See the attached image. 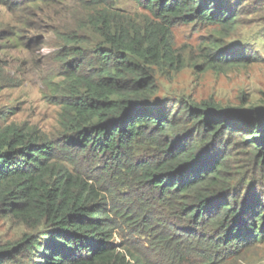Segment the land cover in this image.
Returning <instances> with one entry per match:
<instances>
[{
	"label": "trees",
	"instance_id": "16d2710c",
	"mask_svg": "<svg viewBox=\"0 0 264 264\" xmlns=\"http://www.w3.org/2000/svg\"><path fill=\"white\" fill-rule=\"evenodd\" d=\"M75 3L54 30L58 129L0 125V214L27 230L0 264H220L261 243L264 103L158 97L157 73L182 66L172 28L234 29L241 0Z\"/></svg>",
	"mask_w": 264,
	"mask_h": 264
},
{
	"label": "rangeland",
	"instance_id": "374dc122",
	"mask_svg": "<svg viewBox=\"0 0 264 264\" xmlns=\"http://www.w3.org/2000/svg\"><path fill=\"white\" fill-rule=\"evenodd\" d=\"M0 0V125L15 123L52 135L59 107L51 90L61 64L56 28H74L75 0ZM39 1V2H37ZM234 29L182 23L172 28V47L182 66L157 73L158 97L181 101L214 98L224 106L253 108L264 101V0H241ZM236 54L240 62L204 67L205 53ZM69 62V61H68ZM204 64V65H203ZM26 228L0 214V241L19 238ZM20 256V255H19ZM22 260V256L20 258ZM220 264H264V240Z\"/></svg>",
	"mask_w": 264,
	"mask_h": 264
}]
</instances>
